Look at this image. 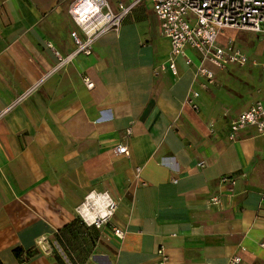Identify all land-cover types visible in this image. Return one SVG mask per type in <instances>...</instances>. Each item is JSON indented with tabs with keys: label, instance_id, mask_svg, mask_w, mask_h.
<instances>
[{
	"label": "crops",
	"instance_id": "crops-1",
	"mask_svg": "<svg viewBox=\"0 0 264 264\" xmlns=\"http://www.w3.org/2000/svg\"><path fill=\"white\" fill-rule=\"evenodd\" d=\"M72 1L0 0V264H158L159 246L169 264H264V134L250 125L229 139L263 97L261 69L229 65L205 88L181 59L177 75L156 74L170 43L148 0L90 54L60 62L53 48L75 49ZM240 32L221 39L261 54ZM119 142L128 155H113ZM105 194L113 213L88 225L82 203ZM17 247L38 252L19 261Z\"/></svg>",
	"mask_w": 264,
	"mask_h": 264
},
{
	"label": "built area",
	"instance_id": "built-area-1",
	"mask_svg": "<svg viewBox=\"0 0 264 264\" xmlns=\"http://www.w3.org/2000/svg\"><path fill=\"white\" fill-rule=\"evenodd\" d=\"M146 0H133L129 4L119 2L116 9H112L107 0H73L68 8V13L72 17L77 29L71 30L70 36L75 44V49L71 54L62 57L58 50L50 45L60 62L71 60L75 54H90L93 49V42L108 31L118 30L123 20L135 5ZM151 4L152 12L158 18L162 35L170 43L169 57L160 66L154 69L158 74L160 69H169L174 75L179 73L177 61L181 59L183 63L194 69L195 79L203 78L200 87L205 88L215 77L216 70H225L229 65L238 64L240 66L252 65L259 67L262 71V85L260 92L263 97L253 101L250 106L238 113L229 123V139L234 141L238 133L247 126H255L260 134H264V0H148ZM238 29L253 32L260 43V58H256L249 53H245L235 45L234 39L223 36L225 29ZM84 85L88 88L92 86L90 78H83ZM199 96L198 90H192L188 95L187 104L197 110L196 98ZM1 114V110H0ZM112 153L115 157L129 154V146L125 143L113 145ZM200 166L204 163L200 162ZM220 183L230 186L233 190L235 178L223 175ZM88 198V197H87ZM100 195H96V204H92L88 199L80 207L81 218L88 225L99 226L107 221L116 204L102 203ZM210 203L219 205L220 197L214 195L209 197ZM92 204V205H91ZM96 205V206H95ZM106 205L111 214L101 217L99 212L101 206ZM85 208L89 214H95L94 222L89 223L85 216ZM114 234L122 238L124 230L114 228ZM263 245V244H262ZM43 251H47L41 245ZM158 264H169L168 255L165 248H157ZM241 261L238 255L230 258V264H239Z\"/></svg>",
	"mask_w": 264,
	"mask_h": 264
},
{
	"label": "rangeland",
	"instance_id": "rangeland-1",
	"mask_svg": "<svg viewBox=\"0 0 264 264\" xmlns=\"http://www.w3.org/2000/svg\"><path fill=\"white\" fill-rule=\"evenodd\" d=\"M235 30H237V31H243V30H238V29H225L223 32H224V34L226 35H230V36H232L233 37V32L235 31ZM243 32H245V33H243ZM243 32H240V34L237 36V38L236 39H241L240 38V35H244V34H246V36L248 35V36H250L251 38H252V40L253 41H255L256 42V44H258L259 45V39L257 38V36L253 33V32H251V31H243ZM220 38H223L222 36L220 37ZM225 40V39H224ZM223 40V41H224ZM238 40V41H239ZM237 40H236V42H238ZM255 45V44H254ZM253 45V48L252 47H246L243 51L245 52V53H249L250 55H253V56H255L256 58H260V54L258 53V51H259V49H258V51H255V48L257 49L258 47L256 46H254ZM259 54V55H258Z\"/></svg>",
	"mask_w": 264,
	"mask_h": 264
},
{
	"label": "clouds",
	"instance_id": "clouds-1",
	"mask_svg": "<svg viewBox=\"0 0 264 264\" xmlns=\"http://www.w3.org/2000/svg\"><path fill=\"white\" fill-rule=\"evenodd\" d=\"M105 198H106V200H107V204H111V203H113V201L111 200L110 197L107 196V194H105ZM84 214H85L86 219H87V221H88L89 223L95 221V219H96V215H95V214H89V213L87 212V208H85V213H84ZM110 214H111V212H110V210H107L106 205H102V206H101V211L99 212V215H100L101 217H106V216H109Z\"/></svg>",
	"mask_w": 264,
	"mask_h": 264
},
{
	"label": "trees",
	"instance_id": "trees-1",
	"mask_svg": "<svg viewBox=\"0 0 264 264\" xmlns=\"http://www.w3.org/2000/svg\"><path fill=\"white\" fill-rule=\"evenodd\" d=\"M13 252H14L16 258L19 261H22V260H25V259H28V258L34 256V254L37 253L38 251L35 247L29 248L26 250L22 249L21 247H17V248L13 249Z\"/></svg>",
	"mask_w": 264,
	"mask_h": 264
},
{
	"label": "bare ground",
	"instance_id": "bare-ground-1",
	"mask_svg": "<svg viewBox=\"0 0 264 264\" xmlns=\"http://www.w3.org/2000/svg\"><path fill=\"white\" fill-rule=\"evenodd\" d=\"M84 209H85V207H84Z\"/></svg>",
	"mask_w": 264,
	"mask_h": 264
}]
</instances>
